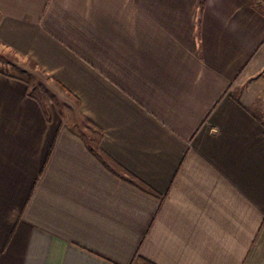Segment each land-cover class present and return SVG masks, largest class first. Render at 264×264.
<instances>
[{
  "label": "crops",
  "instance_id": "0c3cea01",
  "mask_svg": "<svg viewBox=\"0 0 264 264\" xmlns=\"http://www.w3.org/2000/svg\"><path fill=\"white\" fill-rule=\"evenodd\" d=\"M0 264H264V0H0Z\"/></svg>",
  "mask_w": 264,
  "mask_h": 264
}]
</instances>
